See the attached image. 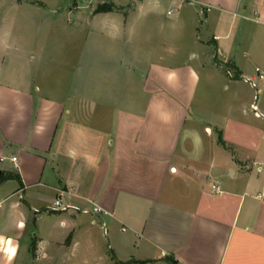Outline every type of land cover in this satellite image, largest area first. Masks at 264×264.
<instances>
[{
  "label": "crops",
  "instance_id": "1",
  "mask_svg": "<svg viewBox=\"0 0 264 264\" xmlns=\"http://www.w3.org/2000/svg\"><path fill=\"white\" fill-rule=\"evenodd\" d=\"M168 1L190 21L186 54L182 19L162 37L122 4L53 9L61 33L40 42L3 21L0 264H264V131L249 138L243 108L264 0Z\"/></svg>",
  "mask_w": 264,
  "mask_h": 264
},
{
  "label": "rangeland",
  "instance_id": "2",
  "mask_svg": "<svg viewBox=\"0 0 264 264\" xmlns=\"http://www.w3.org/2000/svg\"><path fill=\"white\" fill-rule=\"evenodd\" d=\"M16 3H24L17 9L13 8ZM42 3L44 6L38 7ZM86 5L95 4L97 7L102 4H112L117 8L116 4H122L129 12L132 19L136 20L143 18V12L155 13L152 18L159 19L162 25L159 29L155 28V33L160 34L159 36L168 37L175 35L173 30L174 27L171 22L179 17L184 22H182L177 28L176 35L178 36V49L180 54H186L188 50V39L190 33V21L188 16L181 13L179 6L177 4H171L168 0H140L139 3H135L133 0H0V33L3 34V21L5 22L4 29L8 32L9 27L12 29V35L22 37L23 41L35 39L44 41L49 35L60 34L61 29L49 25L47 22L51 21L53 18V9H59L63 6H71L73 4ZM34 4V5H33ZM37 4V5H36ZM47 5V6H46ZM96 7V8H97ZM12 8V9H11ZM124 17H126L124 15ZM65 21L67 25L73 24L76 21L75 15H61L60 17ZM11 22L16 23V25L11 26ZM139 26L136 35L150 34L152 27ZM134 30V29H132ZM154 34V33H153ZM31 44V43H30ZM31 45H34L32 43ZM239 90L241 92H253L249 84L241 82ZM220 88V87H219ZM216 89L217 90H219ZM249 92V93H250ZM259 103L262 100V93L260 94ZM248 106V107H247ZM246 112L244 113L250 121V125L253 126L255 133H250L249 138H254V140H259L262 132L264 131V116L262 118H257L254 111L250 108V105L245 104ZM243 110V109H242Z\"/></svg>",
  "mask_w": 264,
  "mask_h": 264
},
{
  "label": "built area",
  "instance_id": "3",
  "mask_svg": "<svg viewBox=\"0 0 264 264\" xmlns=\"http://www.w3.org/2000/svg\"><path fill=\"white\" fill-rule=\"evenodd\" d=\"M252 87L255 89V94H254V102L252 104V109L253 111L259 115V108H258V101H259V96L261 94V86L264 83V73L261 71V69L257 68L256 69V77L255 78H248L246 79ZM13 161L15 162V166L18 167L17 164V157H13ZM214 188H217L216 185H213ZM72 205L70 203L65 202L64 197L60 196L56 198L53 202L52 208L54 210H67L71 207ZM102 210V207L100 206H95L94 211L95 212H100Z\"/></svg>",
  "mask_w": 264,
  "mask_h": 264
},
{
  "label": "trees",
  "instance_id": "4",
  "mask_svg": "<svg viewBox=\"0 0 264 264\" xmlns=\"http://www.w3.org/2000/svg\"><path fill=\"white\" fill-rule=\"evenodd\" d=\"M115 9V6L112 4H106V3H102L100 4L96 9L95 12L99 13V12H110L113 11ZM6 177L0 175V182H2Z\"/></svg>",
  "mask_w": 264,
  "mask_h": 264
},
{
  "label": "snow or ice",
  "instance_id": "5",
  "mask_svg": "<svg viewBox=\"0 0 264 264\" xmlns=\"http://www.w3.org/2000/svg\"><path fill=\"white\" fill-rule=\"evenodd\" d=\"M0 243H2V241H0ZM8 243L10 244V243H11V241H8ZM11 251H13V252H14V249H11Z\"/></svg>",
  "mask_w": 264,
  "mask_h": 264
}]
</instances>
